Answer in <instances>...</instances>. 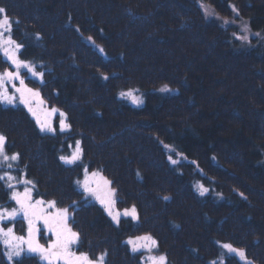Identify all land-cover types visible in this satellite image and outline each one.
<instances>
[{
	"label": "trees",
	"instance_id": "1",
	"mask_svg": "<svg viewBox=\"0 0 264 264\" xmlns=\"http://www.w3.org/2000/svg\"><path fill=\"white\" fill-rule=\"evenodd\" d=\"M200 3L220 22L205 18ZM232 6L251 30H264V0H0L14 21L13 38L26 45L21 59L50 70L44 83L26 82L68 114L73 131L63 133V149L82 140L80 172L95 166L119 203L137 205V228L159 241L170 264H244L224 243L264 264V55L239 45L221 23ZM7 67L0 53V71ZM129 88L138 89L141 104L119 96ZM34 122L22 106L0 105L8 148L18 142L43 167L41 184L56 175L65 195L49 196L59 205L65 197L77 201L84 235L97 205L64 189L67 182L75 188L74 169L58 159L61 143L49 144ZM197 184L211 191L201 196ZM98 235L93 243L87 236L90 246L115 248V236Z\"/></svg>",
	"mask_w": 264,
	"mask_h": 264
},
{
	"label": "snow or ice",
	"instance_id": "2",
	"mask_svg": "<svg viewBox=\"0 0 264 264\" xmlns=\"http://www.w3.org/2000/svg\"><path fill=\"white\" fill-rule=\"evenodd\" d=\"M201 7L203 8V5ZM232 7L233 12H236L238 16V10L235 6ZM205 18H208L207 12H205ZM15 23L18 24L19 20H16ZM227 23L231 22L226 21L225 24ZM13 24L14 21L7 14V9L0 7V53L6 58L9 66L15 69L11 71L6 68L3 72H0V104L15 106L18 94L19 103L24 105L28 113L34 118L35 124L41 133L56 135L58 131L59 133L72 132V124L66 112L60 111L55 107L42 109L41 111L33 107V104L40 97V92L27 86L21 75V70H26V74H30L41 83H44L46 71L50 70L46 69L42 62L37 65L21 59L26 45L13 38ZM242 31L245 35L238 36L233 33V36L241 41H248L249 36L247 33L249 32V27L246 22L242 26ZM253 35L259 36L260 34L254 33ZM41 38L40 34L37 33L36 39L39 40ZM88 39L91 40V37ZM101 51L103 50L101 49ZM38 67L44 69V71H37ZM103 79L106 80L108 77L104 76ZM17 81L19 86H17ZM9 86H11V91ZM137 91L138 89L129 88L127 91L120 92L119 96L128 98L133 104L139 105L142 103V99L135 94ZM161 91H171V89L165 86ZM38 102L40 105L44 104L43 100H38ZM53 117L58 118V129ZM68 147L72 149L70 155H60L58 159L65 165L81 166L85 151L82 140L76 139L74 145L70 144ZM169 150L174 153V149L170 148ZM21 156L22 154L19 152L9 154L8 138L5 134L0 133V173H2L0 174V182H2L0 186L11 193L8 199L9 201H14L16 205L11 210L0 205V221H14L18 217H22L27 225L26 236L16 235L12 227L6 229L0 227V242L7 249L4 255L8 261L11 262L14 257L20 258L25 254H35L42 261H46L47 264H58V262H62V264H107V252H101L93 258L86 252L73 250L74 246H77L81 241L80 232L74 231L69 224V221L74 223V216L69 213L67 207L56 208L54 200L47 202L34 200L33 193L36 190V185L33 180L27 179L26 173L20 171L18 163L21 160ZM168 159L172 164L177 163L176 160L172 159L171 155ZM13 170L20 172V175H12ZM84 172L85 179L81 184L83 195L85 197H94L103 207L113 224L118 227L122 218H128L133 223H139L140 212L136 204H132L130 207L123 209V211L116 209L118 190L111 187L112 181L100 176L99 172H92L90 173L91 177L100 176V181H102V184L97 182L96 186L93 187L92 182L89 180L87 165H84ZM137 176H139V172H137ZM19 186H23L22 192L17 190ZM196 187L201 196L211 191L203 184H197ZM241 196H243V193H241ZM163 199L168 200L170 197L164 196ZM76 203L73 201L70 207L75 208ZM54 208L56 210L53 212L52 209ZM38 235L49 237L47 246L39 243ZM124 243L133 254H140L139 264H168L165 254H155L159 249V241L150 233L129 236ZM221 247L227 250L228 253L239 256L244 264H252L243 249L234 248L229 243H224ZM209 264H217V261L212 260ZM220 264H224V261L221 260Z\"/></svg>",
	"mask_w": 264,
	"mask_h": 264
},
{
	"label": "rangeland",
	"instance_id": "3",
	"mask_svg": "<svg viewBox=\"0 0 264 264\" xmlns=\"http://www.w3.org/2000/svg\"><path fill=\"white\" fill-rule=\"evenodd\" d=\"M199 5H200V8H202L201 5H203L202 13H204V16H205V12L208 13V18L207 19L217 18V20L220 22L219 18L217 17V14L214 11H212L211 8L207 4L200 3ZM232 13L233 14H231L230 17L221 18V23H223V25H225V26L230 25L231 28L234 29V30L230 31V33L232 35H233V33H236L238 36L245 35V33L242 31V26L246 22L245 18H243L240 14L237 16L236 12H232ZM226 21H230L231 23L225 24ZM248 27H249V25H248ZM254 33H259L260 35L259 36H255V35H253ZM247 35L249 36V40L248 41H241V40L237 39L235 36H233V37H235L238 40V42H239L238 44L239 45L240 44L243 45L245 49H250V50L254 49V50H257L258 52L262 53V55H264V46H263L264 45V30H261V31H259V30H251L250 27H249V32L247 33ZM2 56H3V54H2ZM28 56H32L34 59H36L37 58L36 57L37 53L36 52H29ZM23 60L29 61V62L33 61L31 59L28 60L27 58H23ZM10 68L11 67L8 64L7 69L11 70ZM14 70L15 69L12 68L11 71H14ZM37 71H38V68H37ZM0 72H3V71H0ZM21 75L24 78L25 83L27 84V86L29 88H32L33 90H36L34 87H31L26 82L27 79H26L25 75L28 76V77L31 76V75L30 74H26V70H21ZM16 83H17V86H19V82L17 81ZM9 89L11 91V86H9ZM38 100H43L44 104L40 105ZM38 100H37L36 103L33 104V107L36 108L38 111H41L42 109H50L52 107H55L54 105H50L49 101L46 98H43L41 96V94H40V97L38 98ZM0 105L7 106V104H0ZM16 105L22 106L27 111V109L24 107V105L19 103V95L18 94H17V103H16ZM55 108H57L60 111H62L58 107H55ZM29 115H30L31 118H33L30 113H29ZM53 121L56 124L57 129H58V125H59L58 118L53 117ZM33 130H34L33 132H35V134H36L37 131L35 129H33ZM57 133H59V132H57ZM59 138L61 139L60 141H64L65 140V138L62 137V136H60ZM66 142H67L68 145H70V144L74 145V143H70L69 141H66ZM60 143L61 142H59V144ZM59 150H60L59 155H70L72 149L67 147V149L63 150V146H62V147H60ZM63 165H64L65 168L74 169L73 173H72V177L74 178V186H76V191H79V189H82L81 184H82V182L85 179L84 169L80 172V167L82 165L79 166V167L75 166V165H72V166L65 165V164H63ZM18 167H19V163H18ZM20 171L22 172V170H20ZM92 172H99L100 176L108 179L95 166L91 170L88 169L89 180L92 182V186L93 187L96 186L97 182H100L102 184V181H100V176L91 177L90 173H92ZM0 174H2V173H0ZM12 175L19 176L20 172H17L15 170H13L12 171ZM67 184H70V183L67 182ZM111 187L114 188L113 185H111ZM64 189L66 191H69V193H74L73 189H67L66 187H64ZM17 190L22 192L23 191V186H19ZM36 193L38 194L37 191H34V193H33L34 200H44L45 202L53 200L52 197H50L48 194H44L43 193L41 195H37ZM10 194L11 193L8 191L7 195L5 196V200L0 203V205H3L4 207L8 208L9 210H11L13 207H16L15 202L14 201H9V199H8ZM3 196H4V193L2 194V196H1V193H0V197H2V199H3ZM89 198H90V202L94 203L95 206L97 205V209L92 210V212L90 214V218H93V219L91 220L92 221V226L90 227V233H89V235H91V236H89V237L92 238V240L94 239V241H95V240H100L102 238V235H98V232H100L102 234L109 233L110 235H113V237H114L115 235L120 236L119 232L121 230L122 233H124V232H127V233L124 235L123 238L118 239V244L121 243L122 246H124L127 250H129L128 246L124 243V241H126L129 236H136V235L145 234V233H143L142 228L140 226H138V228H137V224L131 222L129 219L123 220L124 218H122L120 225L117 227L115 224H113L111 219L107 216V214L105 213V211H104L103 207L100 205V203L94 197H91V196L87 197V199H89ZM0 200H1V198H0ZM125 201H128V200H125ZM132 204H135V203L134 202L125 203L124 201H121V203H119V197H118V202H117L115 207H116L117 210L123 211V209L130 207ZM56 208H61V207L58 206L57 203H56ZM56 208L52 209V211L54 212L56 210ZM98 215L100 216V218H98ZM129 224H131V225L129 226L128 229L124 228V226L129 225ZM0 227H3L5 229L8 228V227H12L14 229V232H15L16 235H24V236L27 235V233H26L27 225H26V222L23 220L22 217H18L14 221H7V220L6 221H0ZM37 239L39 240V243H41V244H43L45 246H47V244L49 243V237L48 236L41 237V236L38 235ZM92 243H93V241H92ZM92 243L89 242V247L86 248L85 251H87L86 253L90 252L93 255V258H95L97 255H99L101 252H107L106 261H107L108 264H113V263L117 262L118 260H121V258L119 257V254H117L115 248L112 245H110V244H100V245L93 244L92 246H90ZM103 243H105V242L103 241ZM112 243L114 244V241H112ZM0 245H1V249L4 248L3 253H5L7 251V249L5 248L4 244L1 242ZM25 247H26V245H25ZM73 250L77 251V252H80L79 250H77V246H74ZM82 252H84V251H82ZM109 253H116V257L110 256ZM155 254L156 255L165 254L167 256L168 264H170V261H169V258H168L169 254L167 253L166 249H164V250L163 249H158V251H156ZM26 255H34V256H36L39 259V261L41 263L47 264V262L46 261H42L38 255H35V254H26ZM132 261L134 262V264H138L139 261H140V254H139V258L137 260L132 259ZM58 264H62V262H58Z\"/></svg>",
	"mask_w": 264,
	"mask_h": 264
},
{
	"label": "bare ground",
	"instance_id": "4",
	"mask_svg": "<svg viewBox=\"0 0 264 264\" xmlns=\"http://www.w3.org/2000/svg\"><path fill=\"white\" fill-rule=\"evenodd\" d=\"M203 11V10H202ZM125 129H123L124 131ZM125 132L122 133V135L124 134ZM123 138H125V136H123ZM27 140H31V138H27ZM51 137L49 139H46V141H48L49 144H51ZM57 142H60V140H56ZM16 144L15 146H19L18 142L14 143ZM13 144V145H14ZM53 145V144H52ZM55 147H57L58 145L57 144H54ZM96 150V149H95ZM97 151V150H96ZM99 151H97L96 153H98ZM23 159H27L26 156L23 157ZM50 163L49 160H47V164ZM46 166V165H45ZM50 167V164L48 165ZM47 166V168H48ZM43 167H40L39 169L35 166V165H32L31 163H28V173L34 177L37 178V182H38V186L43 190V193L44 194H48V195H52V196H57V198L60 197V195L64 196V192L62 191V187L61 189L60 188H56L55 187V184H54V181H56V175H53L52 176V173H50V177L47 178V177H44L42 179V184H41V180H40V175L37 173L38 171L37 170H41ZM49 169V168H48ZM47 169V170H48ZM42 178V177H41ZM66 185L64 187H66L67 189H74V188H71V186H69L70 184H67L65 183ZM63 185V184H62ZM75 192V190H74ZM69 193V191H68ZM67 199V197L61 199L63 201H65ZM118 253L120 254L119 257L121 258V260H118L117 262L113 263V264H125V262L129 261L132 259V257L126 252L125 250V247L124 246H119L118 248ZM124 261V262H123Z\"/></svg>",
	"mask_w": 264,
	"mask_h": 264
},
{
	"label": "flooded vegetation",
	"instance_id": "5",
	"mask_svg": "<svg viewBox=\"0 0 264 264\" xmlns=\"http://www.w3.org/2000/svg\"><path fill=\"white\" fill-rule=\"evenodd\" d=\"M79 207H77L76 209H74V214H75V217L76 219L74 218V221H76V225L77 227L80 225V219H79V210H78ZM91 212V211H90ZM74 214L72 213V215L74 216ZM89 226L91 227L92 226V222L89 220L85 226V228L87 229V231H85V235L82 236V241L81 243L84 245V251L86 250V248H88V239H87V236L89 235L90 231H89ZM76 231H78L76 228H75ZM78 248H79V244H78ZM119 254V253H118ZM120 255V254H119Z\"/></svg>",
	"mask_w": 264,
	"mask_h": 264
}]
</instances>
